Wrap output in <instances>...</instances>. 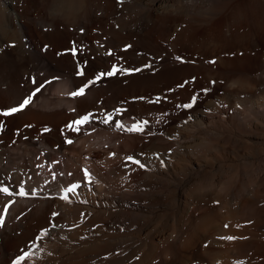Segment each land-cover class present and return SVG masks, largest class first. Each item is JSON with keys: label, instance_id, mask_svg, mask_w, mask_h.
Returning <instances> with one entry per match:
<instances>
[{"label": "bare ground", "instance_id": "1", "mask_svg": "<svg viewBox=\"0 0 264 264\" xmlns=\"http://www.w3.org/2000/svg\"><path fill=\"white\" fill-rule=\"evenodd\" d=\"M33 92L0 264H264V0H0V111Z\"/></svg>", "mask_w": 264, "mask_h": 264}, {"label": "snow or ice", "instance_id": "2", "mask_svg": "<svg viewBox=\"0 0 264 264\" xmlns=\"http://www.w3.org/2000/svg\"><path fill=\"white\" fill-rule=\"evenodd\" d=\"M121 2H122V0H121ZM118 70H120V71H128L127 69H117L116 66H113L111 71H108L107 73H105V72L99 73V75L96 77V79L99 80L104 75L112 76ZM33 82L35 83V81H33ZM86 87H87V85H85L84 87H81L77 91L71 93V95L73 97L78 96V95H83ZM39 90H40L39 88L36 89V91H39ZM34 95H35V92H33L32 95H30L29 97L25 98L23 100V102L18 107H12L10 109L0 111V115L8 116V115H12V114H15V113L23 110L31 102L32 96H34ZM157 99H159V98H157ZM184 107L190 108V107H192V104L184 105ZM89 122H90V116L89 115H85V116L81 117L79 120H76V121L73 122L75 125H77V127L75 129H73V130L74 131H79V126L81 124H86V123H89ZM103 122L104 123H108L109 121H108V119H105ZM144 123H147V122L145 121ZM69 127L71 128L72 126L69 125ZM117 127H122V125L118 124ZM45 130L47 131V129H45ZM127 130L128 131H142L143 128H142L141 125H136L133 128L127 129ZM0 131H3V125L2 124H0ZM69 143H71V141H69ZM128 159L131 160L132 157H129ZM135 163H139V161H135ZM141 167H143V165H141ZM76 187H77L76 185H73L71 188L67 189L65 191V195L62 198L63 199H67L68 198L67 197V193L74 191ZM0 191L6 193L8 195H13V193L9 190L8 187L0 188ZM27 194L28 193L26 191H24L23 189H21V191L19 192V195H21V196H26ZM3 224H4V220L2 218H0V226H3ZM228 239H232V237H228ZM27 256H28V253H25L23 256L18 257L16 262H15V264H21V261H23Z\"/></svg>", "mask_w": 264, "mask_h": 264}]
</instances>
